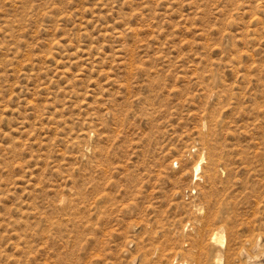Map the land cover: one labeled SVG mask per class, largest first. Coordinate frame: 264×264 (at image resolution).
Returning <instances> with one entry per match:
<instances>
[{"label":"rangeland","instance_id":"rangeland-1","mask_svg":"<svg viewBox=\"0 0 264 264\" xmlns=\"http://www.w3.org/2000/svg\"><path fill=\"white\" fill-rule=\"evenodd\" d=\"M0 264H264V0H0Z\"/></svg>","mask_w":264,"mask_h":264},{"label":"bare ground","instance_id":"bare-ground-1","mask_svg":"<svg viewBox=\"0 0 264 264\" xmlns=\"http://www.w3.org/2000/svg\"><path fill=\"white\" fill-rule=\"evenodd\" d=\"M198 169V168H197Z\"/></svg>","mask_w":264,"mask_h":264}]
</instances>
